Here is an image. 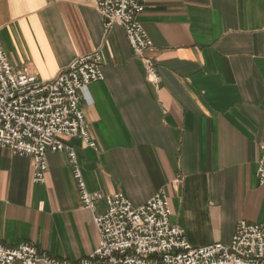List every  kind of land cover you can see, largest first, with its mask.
<instances>
[{
    "label": "crops",
    "instance_id": "1",
    "mask_svg": "<svg viewBox=\"0 0 264 264\" xmlns=\"http://www.w3.org/2000/svg\"><path fill=\"white\" fill-rule=\"evenodd\" d=\"M139 21L158 84L88 1L0 0V43L15 70L43 80L98 51L104 80L79 104L96 146L70 141L87 190L134 206L163 190L189 244H228L239 221L264 224V0H148ZM46 161L34 183L33 161L0 148V244L74 262L99 234L68 156Z\"/></svg>",
    "mask_w": 264,
    "mask_h": 264
},
{
    "label": "built area",
    "instance_id": "2",
    "mask_svg": "<svg viewBox=\"0 0 264 264\" xmlns=\"http://www.w3.org/2000/svg\"><path fill=\"white\" fill-rule=\"evenodd\" d=\"M95 5L106 29L121 26L133 53L145 66L147 79L158 84L155 65L146 56L153 50L139 16L148 0H81ZM104 80L98 51L78 56L51 80L15 70L0 43V148L33 161V182L43 183L48 153H65L73 170L82 206L92 213L99 245L86 257L68 261L40 252L33 245L0 244V264H264V224L239 221L228 244L193 247L184 230L171 220L165 191L134 206L123 193L102 195L87 190L76 149L79 139L96 146L80 101L86 88ZM264 186V143L256 172ZM179 180L171 182L177 188ZM99 202L105 203L97 213Z\"/></svg>",
    "mask_w": 264,
    "mask_h": 264
}]
</instances>
